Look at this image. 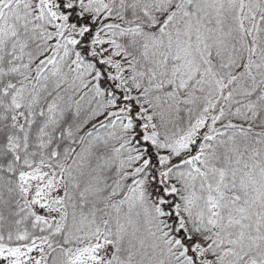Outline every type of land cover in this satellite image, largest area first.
Returning a JSON list of instances; mask_svg holds the SVG:
<instances>
[{
  "label": "snow or ice",
  "instance_id": "6c2138e0",
  "mask_svg": "<svg viewBox=\"0 0 264 264\" xmlns=\"http://www.w3.org/2000/svg\"><path fill=\"white\" fill-rule=\"evenodd\" d=\"M0 264H264V0H0Z\"/></svg>",
  "mask_w": 264,
  "mask_h": 264
}]
</instances>
